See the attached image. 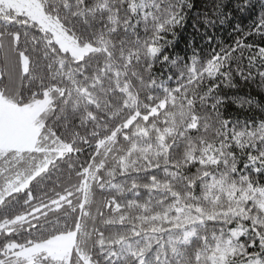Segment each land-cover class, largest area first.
<instances>
[{"label": "snow or ice", "instance_id": "1", "mask_svg": "<svg viewBox=\"0 0 264 264\" xmlns=\"http://www.w3.org/2000/svg\"><path fill=\"white\" fill-rule=\"evenodd\" d=\"M0 264H264V0H0Z\"/></svg>", "mask_w": 264, "mask_h": 264}, {"label": "trees", "instance_id": "2", "mask_svg": "<svg viewBox=\"0 0 264 264\" xmlns=\"http://www.w3.org/2000/svg\"><path fill=\"white\" fill-rule=\"evenodd\" d=\"M183 45H181V47H182Z\"/></svg>", "mask_w": 264, "mask_h": 264}]
</instances>
